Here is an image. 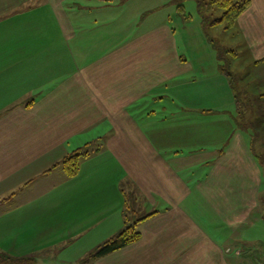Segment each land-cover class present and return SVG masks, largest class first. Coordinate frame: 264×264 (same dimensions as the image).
Instances as JSON below:
<instances>
[{
	"label": "crops",
	"instance_id": "1",
	"mask_svg": "<svg viewBox=\"0 0 264 264\" xmlns=\"http://www.w3.org/2000/svg\"><path fill=\"white\" fill-rule=\"evenodd\" d=\"M125 1L0 0V193L47 184L0 223L48 240L0 248L72 264H254L264 173L228 77L179 51L164 18L141 24L160 3ZM237 28L261 87L264 0ZM89 143L76 174L53 167ZM126 194L137 218L154 213L140 238L87 259L125 227Z\"/></svg>",
	"mask_w": 264,
	"mask_h": 264
},
{
	"label": "rangeland",
	"instance_id": "2",
	"mask_svg": "<svg viewBox=\"0 0 264 264\" xmlns=\"http://www.w3.org/2000/svg\"><path fill=\"white\" fill-rule=\"evenodd\" d=\"M139 3H142V5H146L147 3L158 5L160 3L163 6L162 9L149 15L141 13V24H144L146 20L155 24L157 20L161 21L164 18L166 25L169 26L170 24L176 29L179 51L186 54L191 60L198 57L203 58L206 63H208V66L215 63L218 64V66L222 64L223 66L226 65L225 68L237 76V81H235L237 87L239 89L240 86L250 89L247 97L251 99V102L248 101V103H246L250 104L249 112L246 111L248 117L253 119L254 116L257 117L262 114L264 111V96H260V92L264 94V82L261 84V87H259V81H257V83L246 79L248 76L257 78L256 71L250 61L251 59L249 60L250 57L248 58L249 53L243 44L244 42L238 32L237 26L227 28L229 25L228 22H222L218 25L213 24V20L220 19L223 15V9L217 3H214L213 0H126L124 6H131L136 9L139 8ZM143 18H145L144 21ZM212 41H214L219 47L218 49L221 50L220 54ZM233 52H236V56L233 55ZM199 60L202 59L198 58L197 61ZM260 72L259 74L261 78H263L264 69H261ZM260 99L261 102L258 103ZM253 104H255V106ZM62 170V167L58 169V171L63 172ZM55 174H57V171ZM36 181L37 184H40V190L29 189L25 191L24 194L17 192V190H11L13 188L2 191L0 193L2 204L0 206V213L11 212L17 209L27 199H32L35 195L43 194V189L47 186V184H45V178L41 179V177H38ZM14 192L17 193L16 197L11 198L9 201L3 200L13 196ZM262 208L264 209V205H262ZM18 227H16L18 228L16 229L12 222H8V220L4 223H0V232H5L1 233L0 245L6 248L14 242L17 246V250H23L27 249V247L32 244L40 245V243L48 241L45 239H32L31 236L35 233H27L30 229L29 225L26 226V224H24L23 228L22 225ZM253 233L261 239L264 245V217L254 224ZM74 252L78 253L79 250H74ZM30 256L36 257L38 264H72L70 262L61 261L59 256L57 258V256H43L37 255V253L30 254ZM66 256L71 257L70 255ZM247 259H250L249 261L247 260V263L253 262L254 264H258L259 261L264 260V254L254 257L248 256Z\"/></svg>",
	"mask_w": 264,
	"mask_h": 264
},
{
	"label": "trees",
	"instance_id": "3",
	"mask_svg": "<svg viewBox=\"0 0 264 264\" xmlns=\"http://www.w3.org/2000/svg\"><path fill=\"white\" fill-rule=\"evenodd\" d=\"M213 2L217 3L223 9L222 17L220 19L213 20V24L218 25L222 22H228L229 25L227 28L237 26L238 18L248 9L251 4V0H213ZM212 43L215 47H217V49L219 48L214 41H212ZM218 51L220 54L221 50L218 49ZM233 55L236 56V52H233ZM259 62H264V58ZM221 66V72L228 77L229 84L235 92L234 96L237 104L235 119L237 126L250 133L252 150L261 163L264 173V111L261 115H258L257 117L254 116L253 119L248 117V113L246 114V111L249 112L250 104L246 103H248V101L251 102V99L247 97L249 89L246 88L248 87L244 88L240 86L239 89L235 84V81H237V76L226 69V65L223 66L222 64ZM260 93V96H264L262 92ZM259 102H261V99L258 101V103ZM253 105L255 106V104ZM90 145L91 143L85 145L86 147L79 148L78 150L66 155L53 167H58L61 165L69 175L76 174L79 169L81 157L87 155L89 151H91L89 149ZM262 203L264 205V194L262 196ZM137 214L138 210L134 204V201L126 194L125 227L116 235L96 246L91 252H89V254H87V259L107 256L137 241L140 238V232L138 231L137 227L138 223L152 216L154 213L140 216V218L138 217L139 219L137 218ZM36 262L37 259L34 256H16L5 252L0 248V264H36Z\"/></svg>",
	"mask_w": 264,
	"mask_h": 264
},
{
	"label": "built area",
	"instance_id": "4",
	"mask_svg": "<svg viewBox=\"0 0 264 264\" xmlns=\"http://www.w3.org/2000/svg\"><path fill=\"white\" fill-rule=\"evenodd\" d=\"M258 264H264V260L259 261Z\"/></svg>",
	"mask_w": 264,
	"mask_h": 264
}]
</instances>
